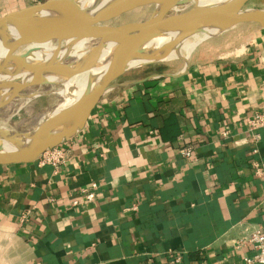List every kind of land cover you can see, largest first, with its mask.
<instances>
[{"label": "crops", "instance_id": "crops-1", "mask_svg": "<svg viewBox=\"0 0 264 264\" xmlns=\"http://www.w3.org/2000/svg\"><path fill=\"white\" fill-rule=\"evenodd\" d=\"M43 1L0 0V17ZM187 57L117 81L58 166L0 164V264H246L237 243L264 226V127L247 124L264 113V28Z\"/></svg>", "mask_w": 264, "mask_h": 264}, {"label": "water", "instance_id": "water-1", "mask_svg": "<svg viewBox=\"0 0 264 264\" xmlns=\"http://www.w3.org/2000/svg\"><path fill=\"white\" fill-rule=\"evenodd\" d=\"M191 1L195 4L190 9L172 12ZM249 2L225 0L201 5L198 0H110L104 5L95 3L91 7H83L79 0H45L1 16L0 46L3 44L1 47L8 51L0 60V76L4 78L0 82V93L5 88L9 93L0 99V110L30 87L55 83L64 85L63 82L47 80L45 73L48 71L61 76L82 73L99 64L106 45L115 46L103 73L73 104L57 115L46 117L28 132L0 127V164L32 162L46 151L72 140L86 127L102 97L121 85L117 82L121 76L133 69L166 61L165 56L159 57L155 52L179 46L195 34L206 33L208 28H215L216 32L206 38L241 23H258L264 28V8L248 7ZM148 5L156 8L146 20L110 24L123 14ZM166 37L170 38L161 42ZM70 39L89 40L95 44L79 57L64 49L63 43ZM50 41H57V50L48 60L28 62L27 58L33 54L31 51L16 54L23 46ZM150 43L160 45H155V51H150L146 48ZM62 51L66 52L61 56ZM15 60L28 68L29 78L17 77L20 68L10 69ZM69 60L74 62H66ZM131 60H142V63L132 65Z\"/></svg>", "mask_w": 264, "mask_h": 264}, {"label": "bare ground", "instance_id": "bare-ground-1", "mask_svg": "<svg viewBox=\"0 0 264 264\" xmlns=\"http://www.w3.org/2000/svg\"><path fill=\"white\" fill-rule=\"evenodd\" d=\"M79 1L83 7H91L95 3H100L101 5H104L110 0H79ZM223 1H225V0H198L199 4H201V5H212V4L223 2ZM215 32H216L215 28H208L207 32L202 34V35L195 34L193 36L194 40H192V41L186 40L179 46L172 47L167 51L159 50V52H155V53L159 57L165 56V60H169V59H173V58H180L181 56L187 57L189 55V53L192 51V49L194 47H196V45L200 41H202L204 38H206L207 36H209ZM169 38L170 37H166L164 39L162 38L161 42L166 41ZM87 42H89V40L70 39V40H67L66 43L64 44V46H65L64 49L66 51L68 50L69 53H75L79 57H81L83 54H85L87 52L86 51L87 50L86 49ZM158 43H160V42H158ZM158 43L157 44L156 43H150V44H148L149 46L146 48L150 49V51H155V48H154L155 45H157V46L160 45ZM1 46H3V44ZM1 46H0V60L5 57L7 50H8L7 48L1 47ZM114 46H115V44L106 45L101 52V56L99 58V64L98 65L96 64L93 68H91L89 70H85L82 73L75 74L72 76L55 75L53 72H49V71L47 73H45L46 74L45 78L47 80L55 81V82L59 81V82L64 83V88L61 91L59 90V93H61L64 96L65 100L55 110H52L51 113H48L46 116H44L41 119V122H43L46 117H49L52 115H57L64 108L73 104L80 96H82L86 92L90 83H92V81L94 79L98 78L100 76V74L103 73V71L107 67L109 59L111 57V54L113 53V50H114ZM26 50L33 52L32 56L27 58V61L28 62H35V61H39V60L50 59L54 55L55 51L57 50V47L53 46L52 42L50 41V42H45V43H40V44L29 45L26 47ZM66 51H62L60 53L61 56ZM140 61H142V60H131L130 64L137 65L139 63H142ZM18 63L19 62H17L16 60L13 61V65H10V67H11L10 69L12 71H15L17 68L18 69L20 68L21 71L18 73L19 75L17 74V77H20V79L29 78L31 75L29 74L28 68H25L24 66H22ZM80 63H82V62H80ZM3 80H4V78L0 76V82ZM71 89H73V91H71ZM3 92H4V94H3ZM8 93H9L8 88L3 89L2 92L0 93V99L2 100L3 97L8 95Z\"/></svg>", "mask_w": 264, "mask_h": 264}, {"label": "rangeland", "instance_id": "rangeland-1", "mask_svg": "<svg viewBox=\"0 0 264 264\" xmlns=\"http://www.w3.org/2000/svg\"><path fill=\"white\" fill-rule=\"evenodd\" d=\"M194 4L195 2L191 1L184 5L178 6L172 12L178 13L186 11L193 7ZM247 6L264 8V0H250ZM155 8V5L136 8L112 20L110 24L119 25L132 21L146 20L154 13ZM202 34L203 33H201L200 35ZM187 40L192 41L194 40V37H190ZM94 44L95 43L92 41L87 42L86 49H88L89 47L91 48ZM52 45L57 46V41H53ZM26 47L27 46H23L18 49L16 51V54L20 55L26 52ZM182 59L183 58H173V60H169L177 62L181 61ZM166 61L133 69L121 76L118 81L133 80L145 77L155 70L163 69L164 66L162 63ZM66 62L70 63L74 62V60H69ZM63 88V84L55 83L49 85L34 86L24 90L19 97L13 99L10 103L5 105L0 110V127L11 128L19 132L31 131L35 126H37V124L44 116H46L48 113H51L52 110H55L62 102H64V96L59 93V90L61 91ZM73 89H71V91H73ZM35 94L38 95L35 96Z\"/></svg>", "mask_w": 264, "mask_h": 264}, {"label": "built area", "instance_id": "built-area-1", "mask_svg": "<svg viewBox=\"0 0 264 264\" xmlns=\"http://www.w3.org/2000/svg\"><path fill=\"white\" fill-rule=\"evenodd\" d=\"M247 124L249 125V128L251 130L259 129L261 127H264V113L258 112L255 113L252 117H249L247 119ZM223 135H228V132H223ZM255 152L258 150L255 149ZM183 155L185 157H192L194 154V149L191 146L186 147L182 151ZM66 157V151L61 147H55L53 149H50L46 151L38 160L42 165L45 164H51L54 166H58L60 163H62L65 160ZM256 173L258 175H263V168L260 167L258 164H256ZM96 189L97 184L93 183L91 187L84 189L81 191L80 196L86 199L87 201H92L96 197ZM81 203V199L75 198L73 200V205L78 206ZM22 221L27 220V215L23 214L21 216ZM252 245L254 248V254L251 256H245L244 261L246 264H264V226H261L257 229H253L248 233L247 236L241 238L238 243L237 247ZM175 261L181 262V255L179 253H176L175 255Z\"/></svg>", "mask_w": 264, "mask_h": 264}]
</instances>
